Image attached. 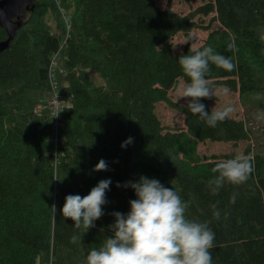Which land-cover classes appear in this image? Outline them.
Returning <instances> with one entry per match:
<instances>
[{
  "label": "trees",
  "instance_id": "obj_1",
  "mask_svg": "<svg viewBox=\"0 0 264 264\" xmlns=\"http://www.w3.org/2000/svg\"><path fill=\"white\" fill-rule=\"evenodd\" d=\"M31 7L0 51V264H264V0ZM195 29L207 33L192 48ZM54 53L57 135L35 110ZM179 81L187 104L168 95ZM216 86L243 119L211 109ZM158 103L182 125L162 124ZM205 141L247 144L200 155Z\"/></svg>",
  "mask_w": 264,
  "mask_h": 264
},
{
  "label": "rangeland",
  "instance_id": "obj_2",
  "mask_svg": "<svg viewBox=\"0 0 264 264\" xmlns=\"http://www.w3.org/2000/svg\"><path fill=\"white\" fill-rule=\"evenodd\" d=\"M155 1H156V4L160 8H163L165 6V3L168 0H155ZM200 3H201V0H188V2H185L184 0H170L171 8L179 14L187 13L190 8H194L198 6ZM47 21L50 24H52L51 16H47ZM206 33H207L206 31H203L200 29L192 30L190 32V37H191L190 46L192 48L199 46L204 40ZM184 43H185L184 36L182 34L176 35L172 39L173 50L174 51L181 50ZM57 64H58V58H57ZM58 67H59V64H58ZM59 69L61 70L60 67ZM60 74L61 73L58 71L57 78H56L58 85L60 84L59 83ZM59 88H60V85H59ZM210 93L212 96V99L210 102V107L212 110H214L217 113L227 114L236 119H243L244 111L239 103L237 93L230 92L224 87H217V86L214 87ZM168 95L172 99V101L176 103H180V104H187L193 98L190 92L188 91L186 85L182 81H179L175 90L169 91ZM48 96L49 94L47 91L45 95L42 96V99L40 101L45 104ZM67 102L68 101L65 98L64 103L67 104ZM44 109L45 108H43V110ZM155 113L160 119L161 123L164 125H175V126L182 125V115L171 110L164 103H158L156 105ZM261 117L264 118V114ZM257 128H258L259 139L261 140V142L264 143V141H262L264 140V134L262 133V129L264 130V122H261ZM246 144L247 142H239L236 148H233L230 143H218V142L211 143L209 141H205L203 143L198 144L197 150L200 155H209L212 153L221 154V153H228V152H234L237 155H241L242 149L246 146ZM262 147H264V145ZM125 224L126 223H123L121 225V229L124 231H127Z\"/></svg>",
  "mask_w": 264,
  "mask_h": 264
},
{
  "label": "built area",
  "instance_id": "obj_3",
  "mask_svg": "<svg viewBox=\"0 0 264 264\" xmlns=\"http://www.w3.org/2000/svg\"><path fill=\"white\" fill-rule=\"evenodd\" d=\"M61 16H62V21L65 25L66 30L69 29V19L65 15L64 12L60 11ZM57 53H54L51 56L48 69H47V83H48V94L49 96L47 97L46 103L40 102L36 106V111L39 113H44L47 115V117L51 120L53 128L55 130V135H57V128L59 126V121H60V114L63 111V108L66 106L64 103L65 97L61 93L59 89V85L57 82V72L59 71L60 73L61 70L58 67L57 64ZM43 108H45L43 110Z\"/></svg>",
  "mask_w": 264,
  "mask_h": 264
},
{
  "label": "water",
  "instance_id": "obj_4",
  "mask_svg": "<svg viewBox=\"0 0 264 264\" xmlns=\"http://www.w3.org/2000/svg\"><path fill=\"white\" fill-rule=\"evenodd\" d=\"M33 0H0V28L6 38L0 40V51L5 49L21 27L23 12L32 10Z\"/></svg>",
  "mask_w": 264,
  "mask_h": 264
}]
</instances>
